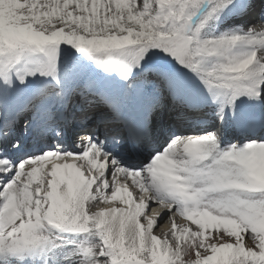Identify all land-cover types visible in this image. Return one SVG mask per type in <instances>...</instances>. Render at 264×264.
I'll use <instances>...</instances> for the list:
<instances>
[{
	"label": "snow or ice",
	"instance_id": "obj_1",
	"mask_svg": "<svg viewBox=\"0 0 264 264\" xmlns=\"http://www.w3.org/2000/svg\"><path fill=\"white\" fill-rule=\"evenodd\" d=\"M256 14L0 0V264H264Z\"/></svg>",
	"mask_w": 264,
	"mask_h": 264
},
{
	"label": "bare ground",
	"instance_id": "obj_2",
	"mask_svg": "<svg viewBox=\"0 0 264 264\" xmlns=\"http://www.w3.org/2000/svg\"><path fill=\"white\" fill-rule=\"evenodd\" d=\"M246 26V23H244ZM251 26L255 31L259 32H264V21L260 22V23H254ZM104 206V205H101ZM156 210L163 212V210L159 209L158 206H156ZM171 220L165 219L164 223L161 225L158 222L157 227L154 228V234L161 236V238H164L165 234L169 235V238H171V234H170V228H171ZM176 223L178 225H184L186 223H188L187 221H185L182 217H177L176 219Z\"/></svg>",
	"mask_w": 264,
	"mask_h": 264
},
{
	"label": "rangeland",
	"instance_id": "obj_3",
	"mask_svg": "<svg viewBox=\"0 0 264 264\" xmlns=\"http://www.w3.org/2000/svg\"><path fill=\"white\" fill-rule=\"evenodd\" d=\"M245 243H246V244L248 243L247 238L245 239ZM184 258H185V260L190 259V257H187V256H185ZM191 258H194V255H193V257H191Z\"/></svg>",
	"mask_w": 264,
	"mask_h": 264
}]
</instances>
